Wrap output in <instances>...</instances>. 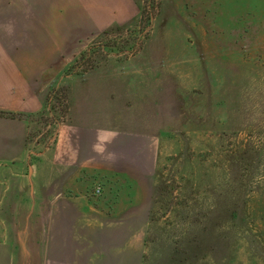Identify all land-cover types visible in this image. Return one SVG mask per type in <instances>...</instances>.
Wrapping results in <instances>:
<instances>
[{
    "label": "rangeland",
    "instance_id": "obj_1",
    "mask_svg": "<svg viewBox=\"0 0 264 264\" xmlns=\"http://www.w3.org/2000/svg\"><path fill=\"white\" fill-rule=\"evenodd\" d=\"M122 4V22L91 38L69 73L111 71L154 132L153 207L137 229L145 264H264V0ZM66 96L55 86L32 117L31 151L54 143ZM88 174L93 193L105 176ZM57 216L58 264H69V189Z\"/></svg>",
    "mask_w": 264,
    "mask_h": 264
},
{
    "label": "crops",
    "instance_id": "obj_2",
    "mask_svg": "<svg viewBox=\"0 0 264 264\" xmlns=\"http://www.w3.org/2000/svg\"><path fill=\"white\" fill-rule=\"evenodd\" d=\"M122 3L0 0V264H58L63 189L69 264H145L146 234L137 229L153 207L154 132L111 71L69 73L91 38L122 22ZM59 84L66 119L51 146L31 151L32 117ZM91 172L105 176L99 193L89 192Z\"/></svg>",
    "mask_w": 264,
    "mask_h": 264
},
{
    "label": "built area",
    "instance_id": "obj_3",
    "mask_svg": "<svg viewBox=\"0 0 264 264\" xmlns=\"http://www.w3.org/2000/svg\"><path fill=\"white\" fill-rule=\"evenodd\" d=\"M96 193H99L101 191V187L98 186L96 189H95Z\"/></svg>",
    "mask_w": 264,
    "mask_h": 264
},
{
    "label": "trees",
    "instance_id": "obj_4",
    "mask_svg": "<svg viewBox=\"0 0 264 264\" xmlns=\"http://www.w3.org/2000/svg\"><path fill=\"white\" fill-rule=\"evenodd\" d=\"M67 97V96H66ZM67 99V98H66ZM66 112H67V104H66ZM0 114H3V112L2 111H0Z\"/></svg>",
    "mask_w": 264,
    "mask_h": 264
}]
</instances>
